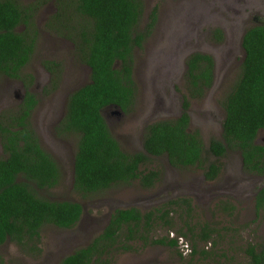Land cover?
Returning a JSON list of instances; mask_svg holds the SVG:
<instances>
[{
  "label": "trees",
  "instance_id": "16d2710c",
  "mask_svg": "<svg viewBox=\"0 0 264 264\" xmlns=\"http://www.w3.org/2000/svg\"><path fill=\"white\" fill-rule=\"evenodd\" d=\"M55 6L48 22L62 27L70 24L71 31L65 36L73 43L78 60L90 69L88 81L68 93L64 114L55 126L58 134L76 135L73 192L83 197L112 184L134 180L141 187H150L158 179V170L140 166L152 156L162 155L172 167L195 166L202 170L205 179H213L219 164L206 161L205 154L220 157L227 149L239 152L244 171L264 176V143L253 141L257 132L264 129V22L246 27L241 35L243 56L238 73L220 101L223 115L219 138L211 137L205 145L199 131L188 128V97H200L212 81L210 55L196 51L184 61L186 93L182 95L180 113L147 123L141 147L126 151L110 133L101 109L111 106L128 112L133 107L136 87L131 75L132 50L140 47L151 31L156 8H150L146 22L138 28L142 0H56ZM34 7L21 5L17 0H0V73L17 77L29 58ZM71 14L78 19L73 22ZM17 24L23 28L14 30ZM214 32V37L220 39L219 30ZM45 64L52 70L55 63L47 60ZM24 100L27 104L12 122L0 124V143L5 152L0 157V244L8 239L23 251L38 254L40 226L70 228L79 220L82 206L77 200L55 199L40 193L53 187L60 173L29 126L27 116L33 102L30 93ZM180 203L189 207L186 197L168 199L160 207L145 211L135 206L115 207L102 228L86 244L63 255L58 264H111L114 250H134L136 242L175 247L181 256L174 237L150 235L155 223L171 227L170 212H175ZM253 207L255 213H264V184L254 194ZM226 208L232 206L224 204L223 209ZM212 232L204 227L194 233L183 220L175 234L185 239L188 235L189 257H204L207 250L196 242L210 239L213 243ZM243 251L246 264H264L263 245L246 243Z\"/></svg>",
  "mask_w": 264,
  "mask_h": 264
},
{
  "label": "rangeland",
  "instance_id": "374dc122",
  "mask_svg": "<svg viewBox=\"0 0 264 264\" xmlns=\"http://www.w3.org/2000/svg\"><path fill=\"white\" fill-rule=\"evenodd\" d=\"M55 1L20 0L21 4H36L32 23L37 35L29 58L19 69V76L12 78L0 73V124L12 122L26 94L34 96L37 102L29 112L28 122L41 147L60 168L58 182L40 193L55 199L77 200L82 213L70 228L42 224L38 254L23 251L11 241L1 243L2 263L58 264L63 255L86 244L102 228L113 208L135 206L145 211L160 207L168 199L186 197L189 207L180 203L175 212H170L171 227L155 223L150 235L175 233L183 220L194 233L204 227L213 229V243L210 239L196 242L207 250L206 256L189 257L186 252L181 257L175 247L136 242L134 250H114L111 264H246L247 256L243 251L246 243L264 246V213L261 210L255 213L253 207L254 185L251 183L260 181V177L242 169L236 149H227L220 157L205 154L206 161L219 164L213 179H205L202 170L195 166L172 167L162 155L152 156L140 166L158 170V179L150 187H141L134 180L112 184L83 197L72 191L70 168L76 135L57 134L52 127L61 117L68 92L88 80V69L76 59L71 40L60 29L63 27L54 29L52 26V30L48 24L45 26L56 11ZM254 1L255 4L250 0V9L245 0H142L143 11L137 27L144 25L152 6L156 8V18L141 46L132 50L135 102L128 112H116L111 106L101 109L110 133L122 149L132 151L141 147V128L146 121L175 117L180 98L186 93L184 61L188 54L196 51L210 55L213 81L200 97H188V128L197 129L205 145L209 138L220 137L223 115L220 101L235 79L242 57L237 34L229 36L231 44L226 46L223 32L226 27L231 29L238 25L232 23L239 14H245L240 18L245 23L243 28L252 24L253 14L264 19V0ZM71 17L73 22L78 19ZM22 28V24L16 26L17 30ZM215 29L219 30L220 39H212ZM44 59L57 61L60 67L56 83L50 89L44 88L48 81L45 82V77L43 81L41 76ZM256 135L260 139L264 129ZM1 148L0 145V157L4 155ZM224 204L232 208L223 209ZM185 236L188 241V235Z\"/></svg>",
  "mask_w": 264,
  "mask_h": 264
},
{
  "label": "flooded vegetation",
  "instance_id": "af4514ba",
  "mask_svg": "<svg viewBox=\"0 0 264 264\" xmlns=\"http://www.w3.org/2000/svg\"><path fill=\"white\" fill-rule=\"evenodd\" d=\"M242 1H244V0H242ZM246 2H247V4H248V7L251 9V3H250V0H245ZM17 2L19 3V4H21L20 3V0H17ZM252 2L255 4V1L254 0H252ZM28 4V3H27ZM31 4H33L35 7H34V9H33V13H34V11H35V9H36V4L35 3H31ZM30 4V5H31ZM244 4H246V3H244ZM21 5H26V4H21ZM245 15V14H244ZM244 15H240L239 14V18H236V20L232 23V24H238V25H235L234 27H232L231 29H229V27H226V31L225 32H223V34H224V38H223V40H225V43H226V46H228V45H230L231 44V42H229L228 41V38H229V36L232 34L234 37H235V35L237 34V39H241V35H242V33H243V31L245 30V28L246 27H244L243 28V25L242 24H245V23H243L242 21H240V18H243L244 17ZM49 19V18H48ZM251 19H252V24L251 25H253V24H258V23H261V22H264V19H261V18H259V16H256L255 14H253L252 16H251ZM46 21H48V20H46ZM46 23V22H45ZM55 22H50V23H46L45 24V26L48 24V26H50V28L53 30V27L52 26H54L55 28L54 29H57V27H59L60 28V26H63L62 24H57V22L54 24ZM65 24V23H64ZM68 26L67 27H63V28H60V29H63L64 30V32H65V34H68L70 31H71V27H69V23L67 22L66 23ZM18 25V24H17ZM16 25V26H17ZM33 25V24H32ZM16 26L14 27V30H16V31H18L17 29H16ZM34 28V27H33ZM31 34L33 35V39H32V44H31V52H32V50H33V46H34V42H35V40H36V35H37V31L34 29V30H32L31 31ZM67 38V37H66ZM212 39L213 40H216V38L213 36L212 37ZM71 46H73V43H71ZM241 46V45H240ZM242 48V47H241ZM31 52H30V54H31ZM30 54H29V56H30ZM242 56H243V49H242ZM75 57H76V55H75ZM242 58V57H241ZM76 59L78 60V58L76 57ZM47 60H49V61H53L55 64L53 65V67H52V70H49L48 69V67L46 66V64H45V61H47ZM79 61V60H78ZM80 62V61H79ZM81 63H83V62H81ZM84 64V63H83ZM86 67H87V69H88V77H89V67L87 66V65H85ZM41 68H42V71H43V75H41L42 76V79H43V81H44V77H45V82H47V84L44 86V88H53L54 87V85H55V83H56V80H57V78H58V75H59V71H60V67H59V63L57 62V61H54V60H52V59H44L43 60V62H42V65H41ZM1 74H3V73H1ZM211 74H212V81H213V71H211ZM5 75V74H4ZM5 76H7V75H5ZM18 76H19V72H18ZM17 76V77H18ZM46 76H47V78H46ZM8 77H10V76H8ZM12 78H15V77H12ZM42 81V80H41ZM88 81V80H87ZM212 81H211V85H212ZM36 85H38V81L36 80ZM85 83V82H84ZM83 83V84H84ZM82 85V84H81ZM81 85H79V86H81ZM210 85V86H211ZM78 85L77 86H75V87H73L72 89H71V91L72 90H74V89H76L77 87H79ZM209 86V87H210ZM208 88V87H207ZM207 88H205V89H207ZM70 92V91H69ZM68 92V93H69ZM31 95V99L33 100V102H32V105L30 106V108H29V112H30V110H31V108L34 106V104H36V99L34 98V96L32 95V94H30ZM68 95V94H67ZM26 97V96H25ZM25 97L23 98V99H25ZM66 99H67V96H66ZM66 99H65V104H64V109H63V112H62V114H61V117H62V115L64 114V110H65V105H66ZM181 100H182V97L180 98V101H179V104H178V111L176 112V114H175V116H177L179 113H180V111H181V106H180V104H181ZM22 103H20V105L21 106H24V105H26L27 103L25 102V100H23V101H21ZM106 107V106H105ZM108 107V106H107ZM186 111H187V113H188V115H189V109L187 108L186 109ZM29 112H28V115H29ZM116 112H121L122 113V111H119L118 109H116ZM106 113V112H105ZM60 117V118H61ZM189 119H190V115H189ZM27 120H28V116H27ZM60 119H57L56 120V122H55V124H54V126L52 127V129H53V131H54V133H57L56 132V129H55V126L57 125V123H58V121H59ZM151 122V121H150ZM29 123V122H28ZM147 123H149L148 121H146L144 124H143V126H142V131H143V129H144V126L147 124ZM29 126H30V124H29ZM30 128H31V126H30ZM32 129V128H31ZM33 130V129H32ZM33 132H34V134H35V136H36V139H37V142H38V145L41 147V145H40V143H39V140H38V136H37V134L35 133V131L33 130ZM69 133V132H68ZM58 134V133H57ZM62 135H63V133H61ZM64 134H66V133H64ZM257 136V135H256ZM255 136V138H254V142H256V143H264V136H261V138L260 139H258L257 137ZM1 145V144H0ZM2 146V145H1ZM42 148V147H41ZM2 149V148H1ZM75 149V148H74ZM45 150V149H44ZM46 151V150H45ZM2 152H3V154L5 155V152H4V150L2 149ZM73 153H74V151H73ZM73 153H72V156H71V168H70V184L72 183V160H73ZM4 155H2V156H4ZM51 156V155H50ZM239 157H240V155H239ZM54 160V159H53ZM55 161V160H54ZM240 163H241V160H240ZM55 164H56V162H55ZM56 166L58 167V165L56 164ZM58 170H60V168H58ZM59 173H60V171H59ZM262 178V179H261ZM263 178H264V176H262V177H260V181H256V183L255 184H252L251 183V185H254V188H253V191H252V196L254 197V194H255V192H256V190H257V188H259V187H261V185L262 184H264V180H263ZM5 241H9L8 239L7 240H5ZM4 241V242H5ZM178 251H179V249H178ZM181 253V252H180ZM188 254V253H187ZM3 264V263H2Z\"/></svg>",
  "mask_w": 264,
  "mask_h": 264
},
{
  "label": "built area",
  "instance_id": "2783aa9c",
  "mask_svg": "<svg viewBox=\"0 0 264 264\" xmlns=\"http://www.w3.org/2000/svg\"><path fill=\"white\" fill-rule=\"evenodd\" d=\"M170 234H168V236H172L176 239V247L177 249H179V251L182 253H188L190 248H189V244L188 241L184 239L183 236L181 235H176L175 233L169 232ZM183 238V239H182Z\"/></svg>",
  "mask_w": 264,
  "mask_h": 264
},
{
  "label": "water",
  "instance_id": "95a60500",
  "mask_svg": "<svg viewBox=\"0 0 264 264\" xmlns=\"http://www.w3.org/2000/svg\"><path fill=\"white\" fill-rule=\"evenodd\" d=\"M263 180H264V178H263Z\"/></svg>",
  "mask_w": 264,
  "mask_h": 264
}]
</instances>
